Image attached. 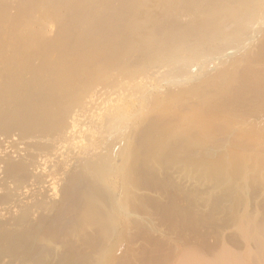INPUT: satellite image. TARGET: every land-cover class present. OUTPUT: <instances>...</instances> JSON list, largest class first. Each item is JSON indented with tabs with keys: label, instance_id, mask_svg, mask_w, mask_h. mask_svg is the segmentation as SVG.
<instances>
[{
	"label": "bare ground",
	"instance_id": "obj_1",
	"mask_svg": "<svg viewBox=\"0 0 264 264\" xmlns=\"http://www.w3.org/2000/svg\"><path fill=\"white\" fill-rule=\"evenodd\" d=\"M0 264H264V0H0Z\"/></svg>",
	"mask_w": 264,
	"mask_h": 264
},
{
	"label": "rangeland",
	"instance_id": "obj_2",
	"mask_svg": "<svg viewBox=\"0 0 264 264\" xmlns=\"http://www.w3.org/2000/svg\"><path fill=\"white\" fill-rule=\"evenodd\" d=\"M236 52H237V51H236ZM236 52H235V53H236Z\"/></svg>",
	"mask_w": 264,
	"mask_h": 264
}]
</instances>
